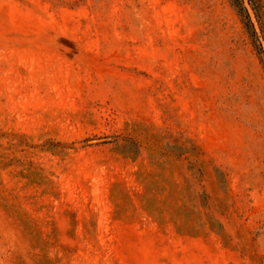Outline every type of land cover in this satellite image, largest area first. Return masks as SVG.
I'll return each mask as SVG.
<instances>
[{
  "label": "rangeland",
  "instance_id": "374dc122",
  "mask_svg": "<svg viewBox=\"0 0 264 264\" xmlns=\"http://www.w3.org/2000/svg\"><path fill=\"white\" fill-rule=\"evenodd\" d=\"M0 264H264V64L230 0H0Z\"/></svg>",
  "mask_w": 264,
  "mask_h": 264
},
{
  "label": "trees",
  "instance_id": "16d2710c",
  "mask_svg": "<svg viewBox=\"0 0 264 264\" xmlns=\"http://www.w3.org/2000/svg\"><path fill=\"white\" fill-rule=\"evenodd\" d=\"M264 64V0H230ZM128 144L137 145L131 138ZM193 168V166H190Z\"/></svg>",
  "mask_w": 264,
  "mask_h": 264
}]
</instances>
